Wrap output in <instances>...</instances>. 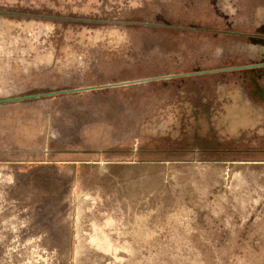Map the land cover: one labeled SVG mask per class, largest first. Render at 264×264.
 <instances>
[{
  "label": "rangeland",
  "instance_id": "1",
  "mask_svg": "<svg viewBox=\"0 0 264 264\" xmlns=\"http://www.w3.org/2000/svg\"><path fill=\"white\" fill-rule=\"evenodd\" d=\"M259 6L0 0V264H264Z\"/></svg>",
  "mask_w": 264,
  "mask_h": 264
},
{
  "label": "bare ground",
  "instance_id": "2",
  "mask_svg": "<svg viewBox=\"0 0 264 264\" xmlns=\"http://www.w3.org/2000/svg\"><path fill=\"white\" fill-rule=\"evenodd\" d=\"M256 16H257V19L264 21V7L263 6H259V8L257 9V12H256ZM257 23H259V22H257ZM13 42H14V40H8L5 36H3L2 42H0V50L5 48L6 46H8V49H11L12 46L14 45ZM247 48H250L249 49V55L250 56L256 55L255 54L256 53V51H255L256 47L249 46ZM232 96H233V102L229 105V108H228V113L230 115L233 114L232 116H234L231 118L232 126H235L234 125L235 123H237V125H243V124L255 125V124L259 123V121H261V117L264 113V109L250 99L249 95L247 94V92L244 88L238 90ZM59 139L61 140V138H59ZM119 142H121V141H119Z\"/></svg>",
  "mask_w": 264,
  "mask_h": 264
}]
</instances>
